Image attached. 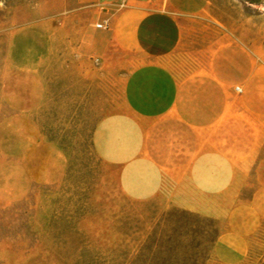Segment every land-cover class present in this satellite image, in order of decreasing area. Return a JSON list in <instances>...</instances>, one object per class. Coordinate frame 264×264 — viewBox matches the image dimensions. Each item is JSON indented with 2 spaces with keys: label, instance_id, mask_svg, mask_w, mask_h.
Instances as JSON below:
<instances>
[{
  "label": "rangeland",
  "instance_id": "obj_1",
  "mask_svg": "<svg viewBox=\"0 0 264 264\" xmlns=\"http://www.w3.org/2000/svg\"><path fill=\"white\" fill-rule=\"evenodd\" d=\"M115 1L0 0V264H73L81 255L103 264L108 253L134 250L170 210L125 196L101 155L99 125L110 158L128 131L131 60L141 56L127 33L138 17L165 11L178 20L180 43L158 63L186 88L224 58L236 70L246 58L264 64V0H128L124 10ZM210 219L249 243L240 257L217 241L206 264H264V219L254 210Z\"/></svg>",
  "mask_w": 264,
  "mask_h": 264
},
{
  "label": "crops",
  "instance_id": "obj_2",
  "mask_svg": "<svg viewBox=\"0 0 264 264\" xmlns=\"http://www.w3.org/2000/svg\"><path fill=\"white\" fill-rule=\"evenodd\" d=\"M127 34L128 48L141 57L131 60L136 67L124 101L128 131L120 130L112 158L108 133L98 126L102 158L116 168L120 191L131 200L214 219L237 207L264 219V64L246 58L236 70L232 59L224 58L219 66L211 63L207 73L193 75L186 88L185 79L158 63L181 40L173 15L143 14ZM250 179L252 194L241 199ZM219 241L237 256L247 252L249 240L238 232H222Z\"/></svg>",
  "mask_w": 264,
  "mask_h": 264
},
{
  "label": "trees",
  "instance_id": "obj_3",
  "mask_svg": "<svg viewBox=\"0 0 264 264\" xmlns=\"http://www.w3.org/2000/svg\"><path fill=\"white\" fill-rule=\"evenodd\" d=\"M59 147L66 151L70 145L59 143ZM86 151L93 155L91 136ZM128 226L124 224L122 235L127 236ZM220 232L216 220L173 208L163 213L134 250L124 248L108 253V260L103 264H206ZM79 260L73 264H95L87 256L81 255Z\"/></svg>",
  "mask_w": 264,
  "mask_h": 264
},
{
  "label": "built area",
  "instance_id": "obj_4",
  "mask_svg": "<svg viewBox=\"0 0 264 264\" xmlns=\"http://www.w3.org/2000/svg\"><path fill=\"white\" fill-rule=\"evenodd\" d=\"M115 6L117 7L118 10H124L128 7V0H116L115 1ZM95 28L97 30H106L108 28V21H102L100 23H97L95 25ZM95 62L97 63L98 60L96 59ZM235 92L237 94H240L242 92V89L240 87H235Z\"/></svg>",
  "mask_w": 264,
  "mask_h": 264
}]
</instances>
